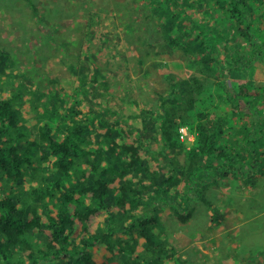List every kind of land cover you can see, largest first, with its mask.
I'll use <instances>...</instances> for the list:
<instances>
[{
    "label": "trees",
    "instance_id": "trees-1",
    "mask_svg": "<svg viewBox=\"0 0 264 264\" xmlns=\"http://www.w3.org/2000/svg\"><path fill=\"white\" fill-rule=\"evenodd\" d=\"M137 3L194 70L175 79L160 64L168 89L155 107L132 98L110 109L97 72L59 86L55 112L29 121L0 95V264H182L161 219L187 223L199 200L217 226L209 190L254 189L264 176V0ZM88 27L105 42L98 14ZM209 80L219 97L200 110ZM180 127L195 136L189 148Z\"/></svg>",
    "mask_w": 264,
    "mask_h": 264
},
{
    "label": "rangeland",
    "instance_id": "rangeland-1",
    "mask_svg": "<svg viewBox=\"0 0 264 264\" xmlns=\"http://www.w3.org/2000/svg\"><path fill=\"white\" fill-rule=\"evenodd\" d=\"M93 14L100 16L107 34L103 43L88 36ZM146 17L137 0H0V95L12 98L29 121L48 109L55 112L59 86L71 92L79 88L80 77L92 78L97 72L103 77L97 99L110 109L132 98L155 107V93L168 89L160 64L168 63L175 79L186 78L194 69L180 51L163 43L160 29ZM253 74L255 80L261 77L256 69ZM231 84L236 87L238 81L232 79ZM207 86L197 102L200 110H211L219 97L213 80ZM190 134L188 148L195 137ZM213 187L207 196L223 225L210 227L211 213L197 200L190 222L161 219V237L176 248L182 264H264V176L254 189L236 180ZM245 190L249 200L230 201L227 196ZM228 213L232 219L236 216L233 228H225V220H231ZM212 246V253L201 252Z\"/></svg>",
    "mask_w": 264,
    "mask_h": 264
},
{
    "label": "crops",
    "instance_id": "crops-1",
    "mask_svg": "<svg viewBox=\"0 0 264 264\" xmlns=\"http://www.w3.org/2000/svg\"><path fill=\"white\" fill-rule=\"evenodd\" d=\"M214 188H215V187H212V189H210L209 192L212 191ZM226 192H227V191H226ZM227 193H228V192H227ZM227 196L230 197V201H231V198H234L235 200H239V199H241V200H243V201L249 200V199L251 198V194L249 193L248 190H245L243 193H239V192H231V193H228ZM207 197L210 199V196H207ZM240 197H241V198H240ZM225 200H227V199H225ZM225 200H224L223 202H225ZM252 208H253V207H252ZM246 209L249 210V207L247 206ZM229 210L233 212L234 207L229 208ZM226 216H229V219H231V220H228V219H227L228 221L225 220V223H224L225 228H226V227H229V225H230L231 228L235 227V223H237V221H235L236 216L234 215V216H235L234 219H232L233 217H232L231 213H228V215H226ZM188 222H190V221H188ZM222 222H223V219L221 220L220 225H223ZM238 224H239V222H238ZM200 225H202V224L199 223L197 226H200ZM201 227H202V226H201ZM227 231H228V230H227ZM224 232H226V230H225ZM213 248H214V246L210 247V248H209V251H206L204 248H201V252H203L204 254H208V253H210V252L212 253V252H213Z\"/></svg>",
    "mask_w": 264,
    "mask_h": 264
},
{
    "label": "built area",
    "instance_id": "built-area-1",
    "mask_svg": "<svg viewBox=\"0 0 264 264\" xmlns=\"http://www.w3.org/2000/svg\"><path fill=\"white\" fill-rule=\"evenodd\" d=\"M178 134H179V139L181 141H185V140H192V138H190L191 134L189 133L188 129L186 127H180L178 130Z\"/></svg>",
    "mask_w": 264,
    "mask_h": 264
}]
</instances>
